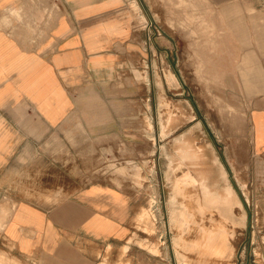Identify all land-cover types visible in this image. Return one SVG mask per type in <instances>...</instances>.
I'll return each instance as SVG.
<instances>
[{
	"label": "rangeland",
	"instance_id": "374dc122",
	"mask_svg": "<svg viewBox=\"0 0 264 264\" xmlns=\"http://www.w3.org/2000/svg\"><path fill=\"white\" fill-rule=\"evenodd\" d=\"M139 1L158 38L157 78L144 68L125 101L111 102L122 134L114 126L96 148L77 150L80 124L37 132L31 150L0 167V264H27L1 240L19 198L55 204L71 179L131 198L129 239L97 250L98 264H264V152L251 121L264 108V0ZM187 142L203 149L214 180L199 179ZM215 185L231 220L213 201L197 205L217 195Z\"/></svg>",
	"mask_w": 264,
	"mask_h": 264
},
{
	"label": "crops",
	"instance_id": "0c3cea01",
	"mask_svg": "<svg viewBox=\"0 0 264 264\" xmlns=\"http://www.w3.org/2000/svg\"><path fill=\"white\" fill-rule=\"evenodd\" d=\"M50 2L0 0V167L17 150H31L33 134L76 123L73 149L96 148V138L118 124L111 102L125 101L144 68L156 78L160 71L158 38L139 0ZM251 121L254 147L264 152V108ZM67 182L69 195L59 202L19 198L3 223L1 240L27 264H98L97 250L131 232L124 191Z\"/></svg>",
	"mask_w": 264,
	"mask_h": 264
},
{
	"label": "bare ground",
	"instance_id": "6f19581e",
	"mask_svg": "<svg viewBox=\"0 0 264 264\" xmlns=\"http://www.w3.org/2000/svg\"><path fill=\"white\" fill-rule=\"evenodd\" d=\"M187 143H183V146H185L187 144V148H189V150L186 151L185 157H186V160L188 158V160H190V159H191L190 161L194 160L198 164L197 174H198V176H200L199 179H201V176H202V177H210V179L212 178L211 180H214V177H212V174L210 173V169H209L210 168V166H209L210 163H207L208 158H206L207 156L205 157L203 149L202 148H200V149L195 148V146H194V148H192L191 147L192 143L191 142L190 143L187 142ZM182 158H184V157H182ZM209 162H210V160H209ZM202 164H208V166H205V168L203 169L200 166ZM189 176H191V175H189L188 171H187V174H184L182 177H183L184 180H187V183L188 182L192 183V181H194V180L191 179L192 177L190 179H188ZM221 176H223V175H221ZM222 178L223 177H221V179ZM181 180H182V178H181ZM184 180H182V181H184ZM215 188H217V195L215 197H207V199L205 197L202 200V205H200L199 203H197V205L199 206L200 209H202V207H204V203L206 204L209 201L210 202L213 201L212 203L219 209V212L222 214L223 218L227 219V220H231V212H232V210L230 211L231 203H230V201H229V199H228V197L226 195V192L224 191V189L222 187L220 188V190H218L219 186L217 187L215 185ZM9 264H17V263L10 262Z\"/></svg>",
	"mask_w": 264,
	"mask_h": 264
}]
</instances>
